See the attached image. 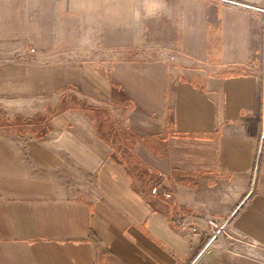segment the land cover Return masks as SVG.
Instances as JSON below:
<instances>
[{
  "label": "crops",
  "instance_id": "obj_1",
  "mask_svg": "<svg viewBox=\"0 0 264 264\" xmlns=\"http://www.w3.org/2000/svg\"><path fill=\"white\" fill-rule=\"evenodd\" d=\"M41 111L0 264H264V0H0V116Z\"/></svg>",
  "mask_w": 264,
  "mask_h": 264
},
{
  "label": "trees",
  "instance_id": "obj_2",
  "mask_svg": "<svg viewBox=\"0 0 264 264\" xmlns=\"http://www.w3.org/2000/svg\"><path fill=\"white\" fill-rule=\"evenodd\" d=\"M60 104H62V106L65 105V108L68 107L70 109H92L89 104L84 103V101L79 99L76 94H71L69 98H63ZM60 104L56 107H53L52 109L57 111L62 107ZM49 113L51 112L45 113L41 111L32 117L17 115L16 117L12 118L8 116L6 112H3L0 116V127H5L12 135H21L32 132L33 134L38 135L40 138H43L48 132L49 128H51L48 122L50 119Z\"/></svg>",
  "mask_w": 264,
  "mask_h": 264
},
{
  "label": "rangeland",
  "instance_id": "obj_3",
  "mask_svg": "<svg viewBox=\"0 0 264 264\" xmlns=\"http://www.w3.org/2000/svg\"><path fill=\"white\" fill-rule=\"evenodd\" d=\"M90 34H92L91 31H90ZM96 35H97V33L95 32V36L94 37L91 36L90 39L92 40V38H93L95 40ZM87 55H91V52H89ZM260 258L264 259V252L262 250L260 252Z\"/></svg>",
  "mask_w": 264,
  "mask_h": 264
},
{
  "label": "built area",
  "instance_id": "obj_4",
  "mask_svg": "<svg viewBox=\"0 0 264 264\" xmlns=\"http://www.w3.org/2000/svg\"><path fill=\"white\" fill-rule=\"evenodd\" d=\"M189 229L192 231V232H198L199 231V228L195 225H189Z\"/></svg>",
  "mask_w": 264,
  "mask_h": 264
}]
</instances>
